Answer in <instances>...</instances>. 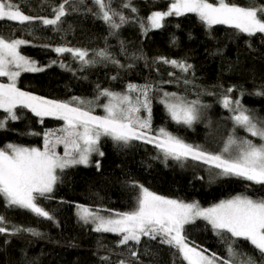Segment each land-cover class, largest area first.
I'll return each mask as SVG.
<instances>
[{
    "label": "trees",
    "instance_id": "trees-1",
    "mask_svg": "<svg viewBox=\"0 0 264 264\" xmlns=\"http://www.w3.org/2000/svg\"><path fill=\"white\" fill-rule=\"evenodd\" d=\"M12 2L32 17L51 19L53 9L64 0ZM233 2L246 5L249 0ZM170 3L171 0H110L111 8L127 18L115 30L101 18L94 0H69L66 14L57 25L46 26L40 20L23 25L0 20V36L27 41L20 45V51L37 65H46L39 72H22L17 87L58 101L79 97L91 101L83 104L86 109L101 112L107 100V96L100 95L102 90L123 93L129 84H151V133L164 128L213 154L221 153L230 135L259 144V137L235 125L232 116L236 113L223 107L222 98L228 95L233 101L239 100L244 108L264 118V96L256 95L264 92V35L250 37L227 25L208 27L194 13L165 17L161 28H151L148 17L167 9ZM114 19L119 23L118 16ZM57 47L87 50V59L94 63L85 65L72 53H57ZM102 49L110 54L108 59L96 55ZM160 58L184 62L191 68L183 72ZM0 80L7 81V77ZM186 80L190 83L185 84ZM230 87L233 92L228 93ZM164 92L199 100L208 107L202 108L200 119L191 126L177 123L160 102ZM137 94L132 92L134 97ZM15 111L19 119L8 120L0 129V147L7 143L42 147L46 132L62 135V119L38 117L19 106ZM5 116L0 109V119ZM100 145L103 156L95 154L89 165L58 170L60 179L48 194L50 198L38 199L53 219L10 207L0 196V216L4 217L0 226L9 230L0 233V264H188L176 248L160 243V238L141 237L138 244L129 241L121 245V234L96 232L91 223L78 217L76 204H86L103 214L129 212L136 207L140 185L172 199L197 201L202 206L236 195L264 197L262 185L236 176H220L219 169L191 157L166 160L155 144L144 140L124 145L104 136ZM14 228H33L40 235L25 231L12 235ZM184 235L191 245L214 253L220 261L232 259L235 264L236 258L229 257L227 251L232 244L237 252L252 256L256 264H264V258L248 241L228 233L217 235L203 219L185 225Z\"/></svg>",
    "mask_w": 264,
    "mask_h": 264
},
{
    "label": "snow or ice",
    "instance_id": "snow-or-ice-1",
    "mask_svg": "<svg viewBox=\"0 0 264 264\" xmlns=\"http://www.w3.org/2000/svg\"><path fill=\"white\" fill-rule=\"evenodd\" d=\"M68 3L69 0H64L54 8V18L50 19L26 15L12 0H0V20L6 18L22 25L25 22L40 20L46 26L57 25L61 17L65 16V5ZM94 3L100 10L101 18L111 29H119L127 21L123 14L111 8L110 0H94ZM124 7H130V4H125ZM132 11L135 12L136 9L132 8ZM187 13L196 14L208 27L227 25L250 37L256 34L264 35V2L258 3L257 0H249L246 5L237 4L233 0H172L167 11H155L148 20L151 28H161L165 17ZM115 16L119 17V23L114 19ZM26 43L28 42L22 39L9 41L0 36V77H8L11 81L0 83V109L6 113L5 118L0 119V129L5 128L8 120L19 119L15 111L18 106L30 109L38 117L53 116L62 119L65 127L59 130L62 135L56 136L54 142L49 139L54 133L46 132L43 149L15 144L0 148V196L8 206L27 209L37 216L53 219L50 213L38 204V199L50 198L48 194L53 192L60 179L57 169L62 171L74 165H88L93 153L103 156L104 153L100 152L98 147L102 136L110 137L124 145L133 140H144L155 144L166 160L171 157L180 161L191 157L219 169L220 176H236L264 186V142L256 144L246 138L238 141L230 135L221 153L213 154L202 150L199 145L186 143L164 128L158 129L156 135H150L152 101L149 93L153 88L151 84H129L128 91L138 93L135 98L127 93L102 90L100 95L109 98L108 103L102 105L106 113L103 116L94 115L91 110H85L83 107L73 106V102L77 105L91 104V101L85 102L79 97L62 102L20 90L16 86V79L21 71L43 70L35 61L20 54V45ZM55 51L72 53L85 65L94 63L87 59L88 51L84 49L57 47ZM96 55L102 59L110 57L103 49ZM160 59L183 72L191 68V65L184 62ZM10 66H15L17 70L13 71ZM187 83L190 81L186 80L185 84ZM227 92H233V88H228ZM256 95L264 96V92H257ZM160 102L164 104L172 120L188 126L200 119L201 108L208 107L201 105L199 100H187L177 93L168 92L163 93ZM222 104L224 108L236 113L232 116L235 125L264 141V118L254 115L252 110L244 108L239 100L233 101L228 95L223 96ZM141 109L146 111V116L140 115ZM56 144L64 145L63 156L55 151ZM233 145L236 146V155L225 158L224 153H229ZM139 188L140 194L132 211L116 213L115 217H105L98 211L79 205L80 219L84 223H94L96 232L121 234V245H127L129 241L138 244L141 237H149L151 240L160 238V243L176 248L188 264H217L218 258L214 253L206 256L205 250L190 246L191 242L184 235L185 225L203 219L211 225L217 235L228 233L231 237L243 238L264 258V197L236 195L203 208L198 202L185 203L158 195L142 185ZM3 223L4 217L0 216V224ZM8 231L6 227L0 226V233ZM21 231L40 235L33 228H14L11 234L15 235ZM227 251L229 257L236 258L235 264H256L252 256L237 252L232 244H229ZM131 255L136 257L137 253L131 252ZM120 264L125 262L120 261ZM220 264H233V260H221Z\"/></svg>",
    "mask_w": 264,
    "mask_h": 264
},
{
    "label": "rangeland",
    "instance_id": "rangeland-1",
    "mask_svg": "<svg viewBox=\"0 0 264 264\" xmlns=\"http://www.w3.org/2000/svg\"><path fill=\"white\" fill-rule=\"evenodd\" d=\"M171 2H172V0H171ZM168 10V8L167 9H165V10H159V11H167ZM23 12V11H22ZM24 14H26V15H29V14H27V13H25V12H23ZM30 16V15H29ZM6 19V18H5ZM149 25H150V21H149ZM9 41H11V40H9ZM19 52H20V54L21 55H23V56H25V57H27L26 55H24L21 51H20V47H19ZM27 58H29V57H27ZM30 59V58H29ZM30 60H32V59H30ZM32 61H34V60H32ZM36 62V61H35ZM37 65V64H36ZM39 68H44L46 65H37ZM11 67V69L13 70V71H15V70H17L16 68H15V66H10ZM22 72H24V71H21V73ZM20 73V74H21ZM17 79H18V77H17ZM17 79H16V86H17ZM11 81L9 80V78L7 77V81H5V80H0V83H10ZM135 85H138V86H141V85H139V84H135ZM153 89V88H152ZM21 90V89H20ZM23 91V90H22ZM164 91V90H163ZM26 92V91H25ZM29 93V92H28ZM124 93H127V94H129L130 96H132L133 98H135L133 95H132V92H129V91H126V92H123V93H121V94H124ZM168 93H170V92H168ZM32 94V93H31ZM33 95H35V94H33ZM163 95V94H162ZM178 95V94H177ZM36 96H39V95H36ZM180 96V95H179ZM39 97H42V96H39ZM43 98H46V97H43ZM46 99H49V100H54V99H50V98H46ZM82 100V99H81ZM108 100H109V98L107 97V100H106V102H105V104L106 103H108ZM55 101H58V100H55ZM62 102H65V101H62ZM104 105V104H103ZM201 105H203V104H201ZM73 106H80V107H83L85 110H89V109H86L83 105H77L75 102H73ZM233 107H235V105L233 106ZM200 111H202V108H201V110ZM92 113L94 114V115H98V116H103V115H105L106 113H105V111H104V108L102 109V111L101 112H94V111H92ZM140 115L143 117V116H146V111L145 110H143V109H141V113H140ZM49 117H53V116H49ZM200 117H201V114H200ZM157 131L158 130H156L155 131V133H150V135H156L157 134ZM175 136V135H174ZM104 136H102L101 138H100V141H99V144H98V147H99V151L100 152H103L102 151V148H101V145H100V142H101V140H102V138H103ZM49 139L51 140V141H55V139H56V136H51V137H49ZM239 141V140H238ZM262 142H264V141H261L260 140V143H262ZM259 143V144H260ZM8 144H15V143H7L6 145H8ZM5 145V146H6ZM15 145H19V144H15ZM19 146H23V147H29V148H31V147H37V148H41V149H43V147H44V145L42 146V147H39V146H30V145H19ZM0 148H2V147H0ZM64 145L63 144H56L55 145V151L57 152V154L58 155H60V156H63V154H64ZM95 154H98V153H93L92 155H91V157H90V161H89V164L92 162V158H93V156L95 155ZM99 155V154H98ZM234 155H236V146L235 145H233L232 146V148H231V150H230V152L229 153H227V154H225V157H227V158H230L231 156H234ZM88 164V165H89ZM80 165H83V164H80ZM75 166V165H74ZM58 170L59 169H57V173H58ZM143 187H145V186H143ZM146 188V187H145ZM148 189V188H147ZM149 191H151V190H149ZM152 192V191H151ZM155 193V192H154ZM157 194V193H156ZM158 195H160V194H158ZM161 196H163V195H161ZM166 197V196H165ZM169 198V197H168ZM232 198V197H231ZM172 199V198H171ZM228 199H230V198H228ZM178 200V199H177ZM225 200H227V199H225ZM183 201V200H182ZM185 203H193V202H197V201H184ZM219 203V202H218ZM79 205H83V206H85V207H87V208H89L90 210H93V211H98V210H96V209H92L90 206H88V205H86V204H82V203H78V204H76V212H77V215H78V217L80 218V215H79V213H80V209L78 208V206ZM200 205V204H199ZM201 207H203V208H207V207H210V206H212V205H209V206H202V205H200ZM99 212V214L100 215H102V216H105V217H108V216H112V217H115V215H113V214H103V213H101L100 211H98ZM89 223H91L92 224V226H93V228L95 229V227H96V225L94 224V223H92V222H89ZM190 246H193V245H191L190 244ZM197 250H202V249H200V248H197ZM204 254L206 255V256H211V254L212 253H209V252H207V251H204ZM217 257V256H216ZM226 260H228V259H226ZM220 260L219 259H217V264H220Z\"/></svg>",
    "mask_w": 264,
    "mask_h": 264
}]
</instances>
